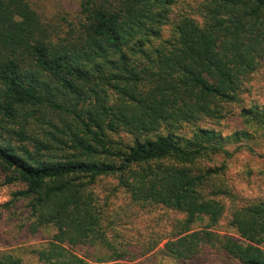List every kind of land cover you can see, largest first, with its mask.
I'll return each instance as SVG.
<instances>
[{
  "label": "trees",
  "instance_id": "obj_1",
  "mask_svg": "<svg viewBox=\"0 0 264 264\" xmlns=\"http://www.w3.org/2000/svg\"><path fill=\"white\" fill-rule=\"evenodd\" d=\"M210 3L204 29L182 18L172 40L150 48L171 0H77L63 24L34 0H0V171L7 183L25 184L17 196L29 199L34 227L56 228L55 241L39 251L44 264H104L132 253L107 238L87 188L86 179L105 176L138 202L184 214L140 257L167 239L161 251L173 261L216 246L241 264H264V201L233 209L228 226L237 236L221 234L224 208L204 189L210 185L212 195L226 189L212 182V169L194 166L210 155H232L228 143L250 133L226 137L200 128L194 141L174 131L145 137L164 122L219 119L220 101L235 100V85L264 56V0ZM241 115L264 127L259 108ZM121 131L137 136L119 142L113 134ZM58 146L68 153L56 154ZM199 220L204 225L195 228ZM77 247L95 252L68 249ZM0 264L28 263L0 251Z\"/></svg>",
  "mask_w": 264,
  "mask_h": 264
},
{
  "label": "rangeland",
  "instance_id": "obj_2",
  "mask_svg": "<svg viewBox=\"0 0 264 264\" xmlns=\"http://www.w3.org/2000/svg\"><path fill=\"white\" fill-rule=\"evenodd\" d=\"M171 1L169 19L158 28L156 35H151L154 45L150 48H154L163 39L172 40L176 23L182 18L194 19L203 29L205 28L207 10L211 6L210 0ZM34 2L45 16L54 18V22L62 24L72 19L77 8V0ZM63 16L65 18L62 19ZM233 95H235L233 101H220L219 119L200 115L181 122H164L156 132L147 133L145 137L153 138L157 134L174 131L181 137L194 141L200 128L216 130L226 137L237 131L250 133V136L243 138L241 142L228 143L226 148L233 153L232 155L226 153L210 155L194 165L203 170L212 169L215 173L212 182L215 181L214 183L226 189V192L218 195L210 193V185L204 189L207 196L220 200L224 208L223 217L217 224L216 231L237 236L235 230L228 226L233 209L250 202L264 201V127L255 122L251 125L246 124L241 115L243 108L257 107L264 116V56L258 58L251 72L235 85ZM136 136L126 131L113 134L115 140L124 143H131ZM245 144L254 147V151L244 147ZM58 147L60 149L54 151L58 155H66L69 151L66 147ZM6 180V174L0 171V251L11 252L28 264H44L39 251L50 241H55L53 235L56 228L36 229L28 205L29 199L17 196L19 191L26 188L25 184L22 182L9 184ZM85 182L87 188L94 191V202L107 238L121 252L125 249L132 251L124 260L104 264H153L154 261L163 259L169 264H241L225 252L219 251L216 246L206 248L196 258L173 261L161 251L167 239L161 244L160 249L140 257L142 251L152 243L150 240L152 237L156 239L160 235L169 236L174 230L173 226L184 217V214L163 205L134 200L118 179L112 176L99 177L95 181L86 179ZM203 225V220H199L195 228ZM68 249L73 253L77 252L78 255L87 251L88 254L95 252L90 247ZM132 257H135V260H132ZM213 258L216 261L214 263L211 262Z\"/></svg>",
  "mask_w": 264,
  "mask_h": 264
}]
</instances>
